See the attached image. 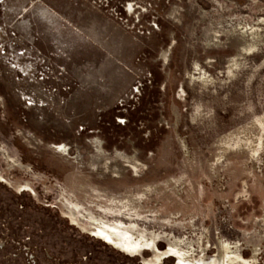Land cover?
Here are the masks:
<instances>
[{
  "label": "rangeland",
  "instance_id": "1",
  "mask_svg": "<svg viewBox=\"0 0 264 264\" xmlns=\"http://www.w3.org/2000/svg\"><path fill=\"white\" fill-rule=\"evenodd\" d=\"M3 2L8 43L64 72L40 84L0 58L1 112L180 150L264 29V0ZM212 259L0 182V264Z\"/></svg>",
  "mask_w": 264,
  "mask_h": 264
},
{
  "label": "water",
  "instance_id": "2",
  "mask_svg": "<svg viewBox=\"0 0 264 264\" xmlns=\"http://www.w3.org/2000/svg\"><path fill=\"white\" fill-rule=\"evenodd\" d=\"M0 182L264 264V29L182 150L0 111Z\"/></svg>",
  "mask_w": 264,
  "mask_h": 264
},
{
  "label": "built area",
  "instance_id": "3",
  "mask_svg": "<svg viewBox=\"0 0 264 264\" xmlns=\"http://www.w3.org/2000/svg\"><path fill=\"white\" fill-rule=\"evenodd\" d=\"M4 0H0L3 4ZM13 44L8 43V25L0 24V58L11 65L13 69L20 72L22 76H28L37 80L40 84L51 76L57 79L62 75L63 68L54 67L51 62L44 59L38 52H31L21 48L15 50ZM32 99L26 98V105L32 104Z\"/></svg>",
  "mask_w": 264,
  "mask_h": 264
},
{
  "label": "flooded vegetation",
  "instance_id": "4",
  "mask_svg": "<svg viewBox=\"0 0 264 264\" xmlns=\"http://www.w3.org/2000/svg\"><path fill=\"white\" fill-rule=\"evenodd\" d=\"M218 263V264H224V262L220 261V260H217V259H212L211 261H208L206 264H212V263Z\"/></svg>",
  "mask_w": 264,
  "mask_h": 264
},
{
  "label": "bare ground",
  "instance_id": "5",
  "mask_svg": "<svg viewBox=\"0 0 264 264\" xmlns=\"http://www.w3.org/2000/svg\"><path fill=\"white\" fill-rule=\"evenodd\" d=\"M212 264H218V263L214 262V263H212Z\"/></svg>",
  "mask_w": 264,
  "mask_h": 264
}]
</instances>
